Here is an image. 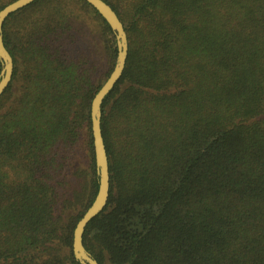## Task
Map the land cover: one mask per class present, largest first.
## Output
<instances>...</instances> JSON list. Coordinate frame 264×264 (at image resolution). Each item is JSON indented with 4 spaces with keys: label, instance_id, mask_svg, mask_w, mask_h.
I'll list each match as a JSON object with an SVG mask.
<instances>
[{
    "label": "trees",
    "instance_id": "1",
    "mask_svg": "<svg viewBox=\"0 0 264 264\" xmlns=\"http://www.w3.org/2000/svg\"><path fill=\"white\" fill-rule=\"evenodd\" d=\"M103 1L129 51L102 104L110 196L85 248L99 264H264V0ZM3 36L0 264H80L115 34L85 0H38Z\"/></svg>",
    "mask_w": 264,
    "mask_h": 264
},
{
    "label": "water",
    "instance_id": "2",
    "mask_svg": "<svg viewBox=\"0 0 264 264\" xmlns=\"http://www.w3.org/2000/svg\"><path fill=\"white\" fill-rule=\"evenodd\" d=\"M38 0H17L2 11H0V60L3 63V70L0 79V97L9 87L14 72V61L9 51L6 49L3 36V25L5 21L14 13L27 7ZM93 7L99 15L109 24L115 34L118 56L115 68L94 97L91 105L92 134L94 141L95 159L98 174L100 177L98 194L78 222L74 230L73 253L75 259L80 264H99L84 246V233L89 223L99 216L106 208L110 196V166L108 153L102 132V104L105 98L114 89L118 81L121 79L128 57L129 43L128 36L123 23L112 7L103 0H85Z\"/></svg>",
    "mask_w": 264,
    "mask_h": 264
},
{
    "label": "rangeland",
    "instance_id": "3",
    "mask_svg": "<svg viewBox=\"0 0 264 264\" xmlns=\"http://www.w3.org/2000/svg\"><path fill=\"white\" fill-rule=\"evenodd\" d=\"M75 215H77V214L75 213Z\"/></svg>",
    "mask_w": 264,
    "mask_h": 264
}]
</instances>
